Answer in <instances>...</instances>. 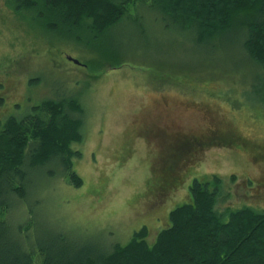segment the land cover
I'll return each mask as SVG.
<instances>
[{
    "label": "rangeland",
    "instance_id": "1",
    "mask_svg": "<svg viewBox=\"0 0 264 264\" xmlns=\"http://www.w3.org/2000/svg\"><path fill=\"white\" fill-rule=\"evenodd\" d=\"M129 15L102 37L52 34L0 0V121L57 97L83 108L82 142L71 146L81 154L72 164L82 186L47 170L58 179L42 183L39 205L31 201L40 229L84 234L109 249L146 227L152 244L169 227V213L190 201L193 181L213 176L222 180L219 214L264 211V122L254 115L264 104L238 47L196 46L191 34L156 22L142 6ZM217 139L231 145L210 144ZM236 140L262 151L247 152ZM175 170L184 182L169 193L155 190L157 177Z\"/></svg>",
    "mask_w": 264,
    "mask_h": 264
},
{
    "label": "trees",
    "instance_id": "2",
    "mask_svg": "<svg viewBox=\"0 0 264 264\" xmlns=\"http://www.w3.org/2000/svg\"><path fill=\"white\" fill-rule=\"evenodd\" d=\"M1 1L45 33L85 32L97 37L129 20L130 9L142 6L157 16L156 22L191 34L196 46L219 42L238 47L255 77L251 91L264 104V0ZM254 115L264 122L263 110ZM82 127L83 108L71 97L44 100L21 119L0 121V264H264V211L243 207L227 216L219 214L215 206L222 180L216 176L193 181L190 201L169 213V227L152 244L146 227L134 232L125 245L109 249L84 234L72 236L50 225L40 229L33 215L40 203L37 196L44 190L42 183L58 179V172L47 170L52 166L70 185L82 186L72 164L81 154L71 149L81 144ZM168 137L163 134L165 141ZM165 141L164 152L169 145ZM210 144L231 145L222 139ZM238 144L247 152L262 151ZM182 179L177 170L169 171L157 177L155 190L169 193ZM17 211L23 218L14 223L11 215Z\"/></svg>",
    "mask_w": 264,
    "mask_h": 264
},
{
    "label": "flooded vegetation",
    "instance_id": "3",
    "mask_svg": "<svg viewBox=\"0 0 264 264\" xmlns=\"http://www.w3.org/2000/svg\"><path fill=\"white\" fill-rule=\"evenodd\" d=\"M190 139L194 140V138H186V137H175L174 140L172 142L176 143L175 141H178L179 143H181V141L187 142L188 144L192 143V141H190ZM190 141V143H189ZM177 142V143H178ZM202 145H204L202 143ZM206 145V144H205Z\"/></svg>",
    "mask_w": 264,
    "mask_h": 264
},
{
    "label": "water",
    "instance_id": "4",
    "mask_svg": "<svg viewBox=\"0 0 264 264\" xmlns=\"http://www.w3.org/2000/svg\"><path fill=\"white\" fill-rule=\"evenodd\" d=\"M68 60L71 61L74 65H78V62L77 61H74L71 58L70 59L68 58Z\"/></svg>",
    "mask_w": 264,
    "mask_h": 264
}]
</instances>
